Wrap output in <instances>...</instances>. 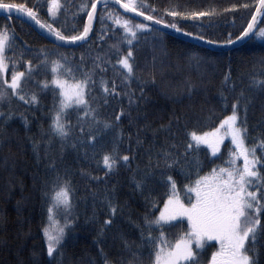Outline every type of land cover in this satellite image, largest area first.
<instances>
[{
  "label": "trees",
  "instance_id": "16d2710c",
  "mask_svg": "<svg viewBox=\"0 0 264 264\" xmlns=\"http://www.w3.org/2000/svg\"><path fill=\"white\" fill-rule=\"evenodd\" d=\"M5 3H25L34 7L38 18L53 22L65 35H72L82 30L87 17V7L91 0H60L61 7L56 9L57 17H49L48 0H2ZM147 8H142L168 25L176 23L177 27L199 39L204 36L206 41H219L240 37V32L246 26L255 10V0H144ZM85 5L83 10L80 5ZM232 5H237L233 8ZM154 6V9H153ZM109 8L112 9L109 12ZM167 9L168 11H165ZM170 11L178 13L201 12L199 17L189 15L173 17ZM103 13L116 18V15L128 19L134 25L143 23L131 17L117 7L104 4ZM101 8L97 11L92 32L89 37L74 47H66L49 42L42 33L20 19L0 13V27L9 31V40L3 53L8 67L5 68V78L10 79L13 71L11 64L17 62L16 70H24V60H29L36 67L27 78L23 88L37 95L38 102L25 104L16 98L3 102L4 111L12 110L23 115H13L6 123L5 130L0 131V264H127L131 252L123 247V239H127L133 251L140 254L141 264H151L153 247L147 243L140 244V232L134 222H143L146 212L151 217L159 211L163 204L167 185L160 183L161 170L156 169L151 183H147L142 191L135 187V179L141 176V170L148 163L146 149L155 140L154 148L175 143L180 151L187 143L188 131H206L216 127L219 120L232 110V101L243 93L245 99L250 98L245 121L246 143L249 147L258 146L260 155L264 148L257 140H264V87L253 85L251 78L258 79L264 74V38L259 41L255 31L236 48L227 51H215L197 42H189L169 35L155 27L137 30L138 35L131 45L125 40L120 25L113 26L107 16L101 20ZM264 27V12L260 14L255 30ZM103 28V31L101 29ZM173 29V28H172ZM176 30V29H174ZM163 34L161 37L160 34ZM103 36V40L98 39ZM201 40V39H200ZM131 47L133 56L131 62L134 74L124 80L122 67L116 64L120 55L126 54ZM47 57V63L43 62ZM59 53L64 67L71 68L70 74L57 71L67 80L72 77L82 79L84 73L91 70L89 79L92 94L86 96L92 103L99 105L103 118H114L115 112L121 107L129 111L128 96L130 90L140 103L131 107L133 117L142 112L143 117L130 125L127 116L120 120L125 138L118 145V155L128 152L135 154V160H130L127 166L121 165L110 175H105L103 165L97 163L102 150L97 155L91 152L80 153L72 148V138L69 139L63 154L58 151L60 141L52 137L53 143L48 160L43 159V140L49 136L51 113L59 100V91L54 85L42 86L41 80L52 78L51 59ZM101 55L100 68L94 67V59ZM83 66L80 68L79 66ZM104 79L109 86L107 104L100 93L98 82ZM115 82L116 91L111 92ZM189 85L191 92L189 93ZM55 88V93L53 92ZM143 88V95L140 89ZM71 105L65 109V120L75 125L72 137L79 136L80 123L76 109ZM83 111L82 107H79ZM27 120V124H25ZM145 122L150 123L147 129H141L136 136V129ZM169 125L161 130L160 125ZM87 131V126H85ZM132 133L131 139L128 134ZM41 140L39 148L41 159L36 160L35 153L29 142ZM137 140L140 143H137ZM103 150L112 148V133L108 132L99 142ZM198 153L201 167L186 169L180 172L178 164L171 171L163 172V176L172 175L177 181V191L181 199L188 202L184 184L195 180L197 174L204 175L213 165L227 166L228 153L233 150L226 142L216 156L207 152L203 145ZM197 152L189 153L184 159H195ZM7 157V161L5 158ZM53 157L55 160L53 161ZM154 163V162H153ZM49 165H53L49 167ZM191 175H188V172ZM57 173L64 181L69 182L72 208L67 218L72 221L65 225V237L60 250L55 256L46 253L44 235L41 229L48 223V197L51 184L56 180ZM135 176V179H134ZM264 177V172H261ZM115 188V197L122 208L117 209V215L110 226H104L103 221L108 214L106 201L102 198L106 192ZM153 198H155L153 200ZM153 203L155 207H149ZM65 213L61 212L56 219L64 223ZM264 223V217H262ZM171 226L155 228L153 236L160 231L165 233V239L174 243L182 232H187V221L178 219L170 222ZM217 245L207 241L198 251L196 264H207L211 252ZM258 264H264V233L258 241Z\"/></svg>",
  "mask_w": 264,
  "mask_h": 264
},
{
  "label": "snow or ice",
  "instance_id": "6c2138e0",
  "mask_svg": "<svg viewBox=\"0 0 264 264\" xmlns=\"http://www.w3.org/2000/svg\"><path fill=\"white\" fill-rule=\"evenodd\" d=\"M120 8L137 13L144 17L145 21H155L157 24H163L165 21L156 17L150 12L141 10L147 8L144 0H114ZM101 8L102 17L107 16L112 20L113 26L120 25L125 35V40L131 45L132 40L138 35L137 30L149 29L148 23L132 24L130 20L125 19L118 14L113 20L112 16L103 13V0H91V6L87 7V17L84 19L82 30L76 34L65 35L57 27H54L53 22L42 21L38 18V13L34 11V7H27L25 3H5L0 0V10H4L9 14L16 11L19 15L27 17L38 25L41 29L46 30L57 40L62 41H82L89 33V29L93 23V14L97 7ZM60 0H48L49 17H57L56 9L60 8ZM235 8L237 5H232ZM85 5H80L83 10ZM154 9V6H153ZM255 9L251 13V18L247 20L246 26L240 32V37L255 31L256 36L264 37V27L255 30L254 25L258 15L264 12V0H255ZM112 9L109 8V12ZM165 11H168L165 9ZM169 14L173 17L177 15H189L199 17L201 12H176L170 11ZM168 27L177 31H184L177 27L176 23L168 24ZM103 31V28L101 29ZM189 36L191 32L187 33ZM162 37L163 34L161 33ZM98 39L103 40V36L98 35ZM199 39L204 40V36ZM235 39H239L236 37ZM9 40V31L6 27H0V131L5 130V123L13 116L18 115L24 119L19 112L12 110L4 111L3 102H10L12 98L23 101L25 104L38 102L37 95L34 92H28L23 88L28 77L32 75L33 69L36 67L29 60H24V70H16L17 62L13 61L11 67L13 69L11 78H5V68L8 63L3 55L6 49V42ZM217 43V41H211ZM219 43H232L231 39L219 41ZM43 62L47 63V57L43 56ZM59 53L54 54L51 59L52 78L50 81L41 80L42 86L48 84L55 85L59 88V100L55 110L51 113L49 122L48 139L43 140V159L48 160L49 151L53 143L52 137H56L60 141L58 151L63 154L66 146H69L68 141L72 138L73 142L70 145L80 153L87 154L91 152L92 156L97 155V150H102L97 160V163L103 165L105 175H110L115 169L121 165L127 166L130 160H135V154L130 156L126 151L118 155V145L125 138L124 129L120 126V120L127 116L129 124L135 123V120L143 117L142 112H137L135 117L131 114V107L140 103L137 97L130 90L125 91L128 96L129 111L121 107L115 112L114 118H103L99 112V105L92 103L86 96L92 94V87H96V82L90 86L89 79L92 75L91 70L84 73L82 79L72 77V80H67L64 75L58 72V69H63V73L70 74L73 69L64 67L63 60L67 57L58 58ZM133 52L131 47L126 54L120 55L116 61L117 65L122 67V75L124 80H128L134 74L131 58ZM101 55H97L94 59V67L100 68L102 63ZM82 68L83 66H79ZM253 85L259 84L264 87V74L261 78L253 76L251 78ZM100 93L104 97V103L107 104V96L109 86L104 79L98 82ZM189 93L191 92V85ZM55 88L53 92L55 93ZM111 92L114 95H120L116 91L115 82L111 86ZM140 95H143V88L140 89ZM250 103V98L245 99L243 93H240L236 99L232 101V110L224 115L216 127L206 131H188L187 143L180 151H177V146L172 143L168 146H162L159 149L154 148L155 140L146 152L148 153V163L141 170V176L135 179V187L142 191L145 184L151 183L155 175V170H161L160 183L167 185V190L164 194L163 204L159 205V211L154 217L146 212L143 217V222H134L140 232V244L137 250L145 243L153 247L151 264H196L198 260V251L202 249L207 241L215 240L217 244L216 250L211 252V258L207 264H258V241L262 233H264V177L261 172H264V152L259 156L256 154L255 145L249 147L246 143V119L247 106ZM71 105H77L83 108V111L76 109L80 123L79 136L72 137V131L75 125L65 120V109ZM27 124V120L24 121ZM87 126V131H85ZM150 127L149 122H145L136 129V136L140 135L141 129ZM169 127V125H160L161 130ZM112 133V148L103 150L104 145L99 143L102 138L108 133ZM225 136L230 137L231 144L234 150L229 151L227 158V166L213 165L212 169L204 175L197 174L195 180L184 184V189L187 190L188 202L181 199L180 193L177 191V181L172 175L163 176V172L171 171L178 164L180 165L181 174L185 173L186 169L196 168L199 170L201 162L198 156L200 151L199 146L205 145L209 154H216L221 150V141ZM129 139L132 133L128 134ZM29 142L35 153L37 162L40 161L41 155L39 148L41 140H32ZM137 143H140L137 140ZM257 143L264 148V140H257ZM196 151L195 159H184L189 153ZM237 158L241 163H237ZM55 157H53V161ZM7 161V157L5 158ZM154 162V163H153ZM53 165H49L52 167ZM191 175L189 171L187 173ZM48 197V223L41 229L44 235L46 253L49 257H53L60 250L62 241L65 237V225L71 224L72 221L67 218V213L72 208V201L69 191V182L64 181L59 173L56 180L51 184L49 191L44 193ZM106 201L107 215L103 221L104 226H110L117 215V209L122 208L115 197V188L111 193L105 194L102 198ZM155 198H153L154 200ZM153 203H149V207H155ZM65 213L64 223L61 224L56 217L61 213ZM178 217L186 218L187 232H182L174 243H169L165 239V233L160 231L158 235L153 236L155 228H163L171 226L170 222L176 221ZM126 251L131 252V257L127 264H141L140 254L138 251H133L131 244L127 239L122 241ZM105 264H109L106 260Z\"/></svg>",
  "mask_w": 264,
  "mask_h": 264
},
{
  "label": "water",
  "instance_id": "95a60500",
  "mask_svg": "<svg viewBox=\"0 0 264 264\" xmlns=\"http://www.w3.org/2000/svg\"><path fill=\"white\" fill-rule=\"evenodd\" d=\"M104 4H110V5H113L115 7H117L118 9H120L121 11H123L124 13H126L127 15L131 16V17H134V18H137L139 19L140 21H142L143 23H148L150 26L152 27H155L169 35H172V36H175L179 39H183V40H186V41H189V42H197V43H201L205 46H208L210 48H212L213 50L215 51H227V50H230V49H233V48H236L237 46L241 45L248 37L251 33H248L246 34L244 37H239V39H236L234 41H232V43H226V44H214V43H209V42H206V41H202L194 36H189L188 34L186 33H181L177 30H174L170 27H168V25L166 24H157L155 21H145L144 17H141L139 16L137 13H133V12H130L128 10H125V9H122L119 7L118 4H116L114 2V0H103V5ZM99 6L97 7V9L94 11V14H93V21H94V17L97 13V11L99 10ZM256 10V9H255ZM0 13L2 14H6V15H9L11 17H15L17 19H20L22 20L23 22H25L26 24L32 26L33 28H35L36 30H38L40 33H42L44 35V37L49 41V42H52L54 44H57V45H61V46H66V47H74V46H77L79 43H81L84 39H86L87 37L90 36L91 32H92V26H93V23H92V26L90 27L89 29V33L88 35L82 40V41H62V40H57L55 36L51 35L49 32H47L46 30L44 29H41L38 25H36L33 21H31L30 19H28L27 17H24V16H21L19 15L16 11H12L10 14L4 10H0ZM261 14V13H260ZM260 14L258 15V17L260 16ZM257 17V19H258ZM256 19V21H257ZM256 23V22H255ZM255 26V25H254Z\"/></svg>",
  "mask_w": 264,
  "mask_h": 264
},
{
  "label": "rangeland",
  "instance_id": "374dc122",
  "mask_svg": "<svg viewBox=\"0 0 264 264\" xmlns=\"http://www.w3.org/2000/svg\"><path fill=\"white\" fill-rule=\"evenodd\" d=\"M256 36V35H255ZM257 37V39L259 40V41H263V38L264 37H259V36H256ZM55 86V85H54ZM56 87V86H55ZM57 89H58V91H59V88L57 87ZM226 142H229L230 143V145L232 146V148H233V150H234V146L231 144V139H230V137H228V136H225L224 137V139L221 141V148L223 147V145L226 143ZM203 146H205V145H203ZM206 147V146H205ZM257 149H258V146H255V149H254V151H256V154L259 156V154H258V151H257ZM220 152V151H219ZM219 152L218 153H216V154H211L212 156H216V155H218L219 154ZM264 152V151H263ZM237 163H241V161L239 160V158H237ZM186 190V189H185ZM186 192H187V190H186ZM178 219H185L186 220V218H181V217H178L177 218V220ZM187 221V220H186ZM209 242H213V243H215L216 244V242H215V240H211V241H209ZM217 245V244H216ZM210 258H211V256H210ZM209 258V259H210Z\"/></svg>",
  "mask_w": 264,
  "mask_h": 264
},
{
  "label": "bare ground",
  "instance_id": "6f19581e",
  "mask_svg": "<svg viewBox=\"0 0 264 264\" xmlns=\"http://www.w3.org/2000/svg\"><path fill=\"white\" fill-rule=\"evenodd\" d=\"M179 32H181V33H186V32H182V31H179ZM187 34V33H186Z\"/></svg>",
  "mask_w": 264,
  "mask_h": 264
}]
</instances>
